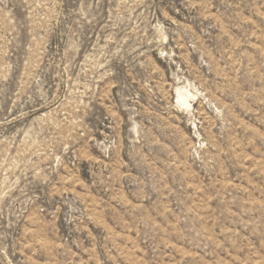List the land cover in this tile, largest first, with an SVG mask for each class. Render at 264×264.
I'll return each instance as SVG.
<instances>
[{"label": "rangeland", "instance_id": "1", "mask_svg": "<svg viewBox=\"0 0 264 264\" xmlns=\"http://www.w3.org/2000/svg\"><path fill=\"white\" fill-rule=\"evenodd\" d=\"M0 264H264V0H0Z\"/></svg>", "mask_w": 264, "mask_h": 264}]
</instances>
